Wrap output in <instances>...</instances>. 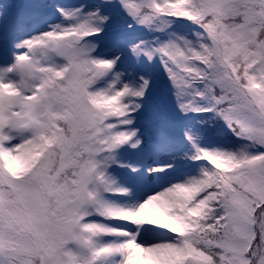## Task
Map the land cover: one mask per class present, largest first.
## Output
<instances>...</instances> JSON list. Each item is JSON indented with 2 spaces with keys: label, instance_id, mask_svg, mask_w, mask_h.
<instances>
[{
  "label": "snow or ice",
  "instance_id": "obj_1",
  "mask_svg": "<svg viewBox=\"0 0 264 264\" xmlns=\"http://www.w3.org/2000/svg\"><path fill=\"white\" fill-rule=\"evenodd\" d=\"M0 264H264V0H0Z\"/></svg>",
  "mask_w": 264,
  "mask_h": 264
},
{
  "label": "rangeland",
  "instance_id": "obj_2",
  "mask_svg": "<svg viewBox=\"0 0 264 264\" xmlns=\"http://www.w3.org/2000/svg\"><path fill=\"white\" fill-rule=\"evenodd\" d=\"M7 2H8V3H13V2H14V0H7Z\"/></svg>",
  "mask_w": 264,
  "mask_h": 264
}]
</instances>
